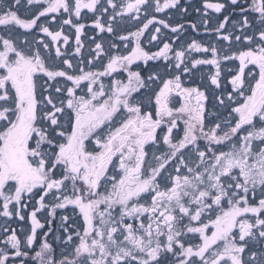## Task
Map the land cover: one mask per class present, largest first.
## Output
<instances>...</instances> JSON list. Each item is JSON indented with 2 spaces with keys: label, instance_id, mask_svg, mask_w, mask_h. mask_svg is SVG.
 I'll return each mask as SVG.
<instances>
[{
  "label": "snow or ice",
  "instance_id": "1",
  "mask_svg": "<svg viewBox=\"0 0 264 264\" xmlns=\"http://www.w3.org/2000/svg\"><path fill=\"white\" fill-rule=\"evenodd\" d=\"M0 264H264V0H0Z\"/></svg>",
  "mask_w": 264,
  "mask_h": 264
}]
</instances>
